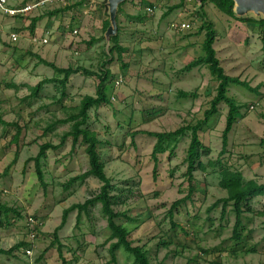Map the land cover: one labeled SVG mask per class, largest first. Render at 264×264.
Instances as JSON below:
<instances>
[{"label":"rangeland","instance_id":"374dc122","mask_svg":"<svg viewBox=\"0 0 264 264\" xmlns=\"http://www.w3.org/2000/svg\"><path fill=\"white\" fill-rule=\"evenodd\" d=\"M34 1L9 0V4L18 8ZM180 2L125 0L120 4L119 43L128 49L123 55L124 69L117 54H110L112 47L105 39L107 0L46 6L17 17L0 12V115L5 122L25 126L18 159L9 168L18 151L10 145L15 130L0 125V205L19 214H10V223L0 228V251L12 249L11 254H0V264H62L59 245L66 264H112L111 242L106 243L110 231L99 204L83 213L78 225L77 212L70 213L55 242L64 210L83 204L101 186L91 177L67 186L89 168L84 148L72 153L69 140L58 151L49 150L40 161L44 186L33 161L41 145L60 144L71 129V124L59 125L44 134L48 125L73 114L84 96H95L98 79L73 75L66 96H61L60 87L49 84L37 98L28 99L27 86L62 78L40 65L35 55L58 68H84L98 75L110 72L105 84L110 105L91 109L88 127L105 143L100 148L102 162L119 195L113 208L131 220L121 222L151 264H264V217L258 215L264 212V196L249 203L253 212L243 214L242 239L237 241L232 205L224 215L222 204L210 209L227 196L219 187L218 169H209L207 174L197 171L195 193L171 219L172 204L188 195L184 174L190 135L179 142L173 155L169 151L158 155L156 164L151 157L155 139L142 134L132 137L140 131L172 132L203 118L217 82L206 67L190 72L183 68L202 55L205 31L200 29L204 21L210 22L216 30L214 49L226 74L248 82L258 92L229 86L228 96L243 106L241 117L220 156L227 107L219 105L218 113L199 133L202 144L210 149L201 161L206 164L219 158L223 165L241 171L245 179L264 185V146L260 144L264 140V26L227 17L209 2L199 8L196 0H184L179 9L170 10ZM56 10L60 12L49 15ZM39 17L32 33L31 21ZM245 18L261 20L252 15ZM181 23L191 28L172 27ZM12 34L19 36L16 42ZM33 38L47 43L36 45ZM120 78L122 82L116 85ZM11 83L19 89L6 88ZM179 91L195 92L197 98L180 99ZM115 255L117 264H133L122 248Z\"/></svg>","mask_w":264,"mask_h":264},{"label":"trees","instance_id":"16d2710c","mask_svg":"<svg viewBox=\"0 0 264 264\" xmlns=\"http://www.w3.org/2000/svg\"><path fill=\"white\" fill-rule=\"evenodd\" d=\"M81 0L78 4L80 5ZM184 0H181L180 4L174 6L170 10L179 9L182 5ZM210 3L213 7L219 11L220 13L224 14L227 17L236 19L233 13L234 2L232 0H204L202 5L206 3ZM153 7L152 5H149ZM120 5L118 9V14L121 13ZM59 10L53 11L49 13V15H55L59 13ZM203 16V15H202ZM17 17V16H16ZM41 20V17L34 18L31 21L30 27L32 33L34 32L35 25L38 21ZM241 22L247 23H257L260 26H264V20H256L254 18H243L238 19ZM117 23L119 22L118 16L116 17ZM110 23L107 20L104 24L105 31L109 27ZM119 27L117 35L111 38L112 48L110 50V54H117L118 62L121 64V68L124 69L127 66L123 64V55L128 52V49L121 46L119 43ZM200 31H205V39L202 44V55L198 58L189 62L184 68V72H190L193 69L206 67L211 75V77L217 82V86L215 89V95L210 100L209 108L204 112L203 118L198 120L194 125H186L181 126L175 131L172 132H163V133H155V132H144L140 131L136 134H133L132 137H135L137 134H142L148 136L150 138L155 139V145L152 150L151 157L154 160L155 164L158 163V155H162L166 152H170L172 155L179 144V142L185 138L188 134L190 135V143L186 150V172L184 174L186 181L188 183V195L176 202H174L169 209V216L173 219V214L177 210V208L185 203L186 201L191 200V197L196 191L197 182L195 181V172L200 171L203 174H207L209 169L215 170L216 168L217 173L219 175V187L226 192V198L218 200L215 204L212 205L210 208L211 210L218 207V205L222 204V215L225 214L226 208L231 204L233 213L235 214V225L233 230V238L237 241L241 240L242 237L240 235V229L242 227V216L245 212L252 213L253 210L249 206V203L256 198L264 196V185L258 184L254 180H247L245 179L243 173L238 170H233L225 165L222 164L221 159H217L216 161H208L206 164L203 163L201 160L203 157H208L210 155V149L205 147L202 142L200 141L199 133L203 129L205 125H207L210 120L218 113L219 105L224 104L227 107V114L225 118V128L222 132V151L220 156H223L226 152V148L228 145V136L233 129V126L237 122L238 118L241 117V111L243 106L237 104V102L228 96V88L229 86H238L242 87L250 92H258V89H253L249 85L248 82L240 80L239 77H232L226 74L224 68L221 66V62L217 57L216 50L214 49V44L216 42V30L214 26L210 22H203ZM263 49H264V38H263ZM32 56V54H30ZM38 59V63L40 65H44L46 67L51 68L55 74L61 76L62 78L59 79L57 77L52 79H45L38 83L34 87L27 86V89L30 91V95L28 99L37 98L41 89L44 85L55 84L62 89L61 96H66V87L69 82V79L73 75L82 74L88 77H96L98 79V85L96 89L95 96H84L79 106L75 109L73 114H70L66 119L57 120L52 124L48 125L47 129L45 130L44 134L52 132L56 129L57 126H63L66 124H71V129L69 132L64 134L61 138V142L58 145L52 144H43L39 148V152L37 156L34 158L35 169H36V176L38 178L39 183L44 186L43 181V174L40 170V161L41 159L47 158V152L49 150L58 151L67 141H71L72 147L71 152L75 153L77 147H83L85 155L87 156L88 160V170L74 178H71L67 184L68 187L73 185L77 182H84L87 178L91 177L97 179L101 186L99 188L98 194L86 200L83 204H76L64 210L62 214V220L59 227L56 228L54 232L55 242L58 243L57 233L60 231L64 225L66 224L68 215L73 211L77 212V225L80 221L81 215L83 213H88L90 207H93L97 204L101 206V210L103 215L107 221V227L110 231V236L108 237L106 243H110L109 246V254H110V263H116V251L119 249H123L128 255L133 258V264H151L148 258L146 251L140 246H134L132 241L130 240V232L126 228V226L121 222L124 221H131L125 212H116L114 210V205L117 203L119 199V195H116L115 192L117 191V186L112 184V181L107 177L105 173V164L102 162V154L100 152V148L103 143L99 140L98 135L92 131L88 127L89 121V111L91 109H97L102 106L110 105V100L106 94L105 84L110 77V72L105 70L104 72L100 73L99 75L90 72L84 68H58L53 63H50L39 56L35 55ZM6 88L8 89H15L18 90L19 87L13 83L7 84ZM178 98L180 99H195L197 98V94L195 92H185L179 91ZM0 125L5 127H10L15 130V134L12 138L11 144L17 146L18 151L15 154V158L11 163V168L18 159L19 153V141L24 130L25 126L20 125L19 123H8L2 119L0 115ZM261 145L264 146V140H261ZM210 211V210H209ZM10 214H17V212L9 208L5 205H0V228H4L7 224L10 223ZM19 215V214H17ZM258 215L264 217V212L258 213ZM114 241V242H112ZM54 242L52 243V245ZM24 244H20L22 246ZM17 246V248L19 247ZM15 248V247H14ZM13 248V249H14ZM12 249L4 252L0 251V254L8 255L11 254ZM59 256L62 259V264H66L65 259L62 255V246H58ZM162 264V263H160Z\"/></svg>","mask_w":264,"mask_h":264},{"label":"water","instance_id":"95a60500","mask_svg":"<svg viewBox=\"0 0 264 264\" xmlns=\"http://www.w3.org/2000/svg\"><path fill=\"white\" fill-rule=\"evenodd\" d=\"M125 0H107V8L109 14V27L105 32V39L107 45H112L111 38L117 35V13L120 7ZM197 6L200 8L204 0H196ZM234 2L233 13L237 18H245L247 16H254L257 19L264 20V0H232ZM111 50V49H110Z\"/></svg>","mask_w":264,"mask_h":264},{"label":"built area","instance_id":"2783aa9c","mask_svg":"<svg viewBox=\"0 0 264 264\" xmlns=\"http://www.w3.org/2000/svg\"><path fill=\"white\" fill-rule=\"evenodd\" d=\"M81 0H37L32 3H29L27 5L15 8L10 6L9 0H0V12H2L4 15L9 17H16V16H24L27 15L37 9L45 8L46 6H63L66 7L69 4H78ZM173 28L180 29V30H188L191 28L189 24L181 23V24H173ZM18 35L12 34L11 39L13 42H16L18 40ZM34 44H46L47 40H39L37 38H34L31 40ZM122 82V79H118L116 81V85H119ZM29 253V252H27Z\"/></svg>","mask_w":264,"mask_h":264},{"label":"crops","instance_id":"0c3cea01","mask_svg":"<svg viewBox=\"0 0 264 264\" xmlns=\"http://www.w3.org/2000/svg\"><path fill=\"white\" fill-rule=\"evenodd\" d=\"M121 12H122V11H121ZM135 20H138V19H135ZM135 20H134V21H135ZM33 39H34V38H33ZM36 45H37V44H36Z\"/></svg>","mask_w":264,"mask_h":264}]
</instances>
